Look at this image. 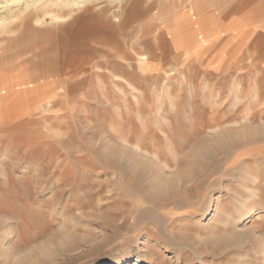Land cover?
<instances>
[{
	"label": "rangeland",
	"instance_id": "rangeland-1",
	"mask_svg": "<svg viewBox=\"0 0 264 264\" xmlns=\"http://www.w3.org/2000/svg\"><path fill=\"white\" fill-rule=\"evenodd\" d=\"M158 1L129 13L131 0H78L59 19L6 23L0 81L36 87L0 100V264H264V95L249 92L264 85L249 57L264 53V0L239 5L236 39L210 18L216 34L186 59L190 14ZM86 14L107 22L71 73L60 30Z\"/></svg>",
	"mask_w": 264,
	"mask_h": 264
},
{
	"label": "bare ground",
	"instance_id": "bare-ground-1",
	"mask_svg": "<svg viewBox=\"0 0 264 264\" xmlns=\"http://www.w3.org/2000/svg\"><path fill=\"white\" fill-rule=\"evenodd\" d=\"M185 1L186 0H159L157 2V3H159V11L160 10L164 11L166 8L167 9L169 8L171 11H175V12H176V10L179 9L180 13L182 14V12H183V14L185 16L190 14V17H188L187 21H186V29L189 33H191L190 39H188L189 40L188 41L187 38H185V40L183 41V45L181 46V48L184 49L183 50V53H184L183 56H185V59H186V57L193 56L194 53L199 54L200 53V47L202 45H205L206 42L209 41L206 38L213 37L216 34L213 25H211V23L213 24V21H211L210 18L213 20L215 18L217 19L219 14H222V16H221V17H223L222 19H226L225 20L226 22L221 27V28H223L224 33H226L227 35L228 34L231 35L230 38L236 39V33L235 32H236L237 23H236V18L234 16L237 15L239 5H243V3H247V2H248V5H250V2H251V0H204L205 2L201 1L202 7L199 10L196 9L191 4L192 8H193L192 10L185 11L186 10V6H185V10L183 11L180 8L182 7V4ZM142 2H143V0H131V4H130L131 6H129V8L127 9V12H129V13L139 12L140 10L138 9V6ZM79 5H80V3L78 2V0H0V31H1L0 33H2V31L9 29L6 26V23L8 21H11V23H12V21L16 22V23L14 22L15 23L14 26L10 27V29H13V28L18 29V28H21L23 24H26L33 19L35 22H38L39 16L40 15L43 16L44 14L51 15L54 19H59L60 17H62L60 14H69V13L71 14L74 7H77ZM152 5H153V3L150 5V7ZM17 6H18V8H17ZM187 6H189V5H187ZM205 7L210 8L207 11L208 14L204 15L202 13L203 15L202 14L198 15L197 13L200 12ZM77 9H75V10L77 11ZM80 9L81 8H79V11H80ZM85 10H86V12L89 11L88 8H86ZM64 16H66V15H64ZM68 16L70 17V15H68ZM105 19L106 18L104 15H103V17H100V18L99 17L94 18L93 16L86 14V15L81 16L80 18L74 17L68 23V25L66 27L61 28L60 31H62V30L65 31V35L61 37V40H59L60 44L58 42L57 43L63 48L64 53L67 54V56H65L66 59H64V61L67 64L68 68L70 69L71 73L73 72V70H74L73 68H74L75 63H76L75 51L77 50V46L79 44H81V42L84 39H89L91 37V35L94 34V32L97 31V33H98L99 31H101V29L104 27L103 26L104 22L105 23L107 22V19L106 20ZM204 19L207 20V22L209 21L208 24H206V25L201 24V22L204 21ZM144 28H145V25L141 26V29H140V31L143 29L142 30L143 36L146 35V30H144ZM12 32H15V31L12 30ZM151 33L152 32H150V34ZM4 35H3V37H4ZM158 36H159L158 34H154L153 39L154 40L157 39ZM259 41L263 42L262 44H264V37L261 38ZM61 44H63L64 46ZM256 45H254L253 50L251 52V55H249V57L251 58V65L258 66L259 70H257V72H259V73L262 72V74H263V72H264V53L260 52ZM258 46L261 47L260 45H258ZM216 57H217L216 61L218 63H220L219 66L222 65V66H220L221 70L223 69L224 66H228V69L231 71L233 66H232V64L229 65V62H228V64L226 63L227 61L224 60L225 57H223V55L219 54ZM139 60H141V70H142L143 65L148 64L149 60L147 61V57H145V56H140ZM257 72H256V74H257ZM74 76H72V78ZM257 77L256 78L254 77V79L251 83V91H249L251 93V96H250L251 101L254 103L259 102V100L264 95V85L262 86L259 83L260 81H258ZM22 79H26V78L23 76H19V77L16 76L12 82L2 83L0 81V100L7 98V96H10L11 94H14V93H22V92L27 91V90H30V91L34 90L36 85L33 82L26 83L25 86H20L23 83ZM237 82H239V81H237ZM238 84L236 83L234 88L231 87L232 89L230 90L231 91L230 94H232L234 96L233 101H235V102L237 100L241 101V98L243 97L242 93L238 94V92L240 90L237 86ZM17 85H18V87H16ZM248 86L250 87V85H248ZM241 89H242V87H241ZM240 91H242V90H240ZM245 97H248V96L245 95ZM245 100H246V98H245ZM247 104H249V103L247 102ZM48 105H49V103H48ZM247 108H248V105H246L245 109H247ZM41 109H44V108L41 107ZM46 109L47 108L45 107V110ZM54 110H56V109H53V111ZM4 114H5L4 110L0 111V120L3 119ZM19 126L21 127V125H18L17 128H19ZM136 148H138V145H136ZM250 192H251L250 189H248L247 194H251ZM211 206H212L211 203H209L208 208H210ZM208 208L204 212V216L209 215L210 210ZM252 212L253 211L250 208L245 209L243 219H247L248 216ZM130 259H131V257L128 254H123V255L118 256V262L120 264H124L125 262H127ZM112 260H113L112 256H108L106 258V262H111Z\"/></svg>",
	"mask_w": 264,
	"mask_h": 264
}]
</instances>
